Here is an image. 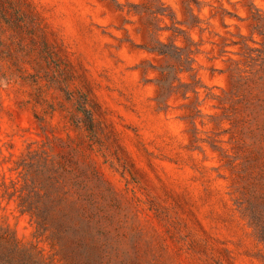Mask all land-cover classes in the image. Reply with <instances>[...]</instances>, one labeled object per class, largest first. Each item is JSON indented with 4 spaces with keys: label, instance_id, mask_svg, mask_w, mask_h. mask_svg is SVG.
Returning a JSON list of instances; mask_svg holds the SVG:
<instances>
[{
    "label": "rangeland",
    "instance_id": "obj_1",
    "mask_svg": "<svg viewBox=\"0 0 264 264\" xmlns=\"http://www.w3.org/2000/svg\"><path fill=\"white\" fill-rule=\"evenodd\" d=\"M0 264H264V0H0Z\"/></svg>",
    "mask_w": 264,
    "mask_h": 264
}]
</instances>
